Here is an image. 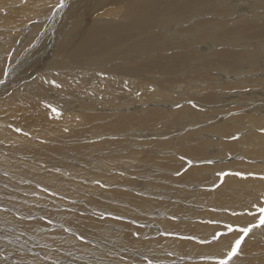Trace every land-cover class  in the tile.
I'll list each match as a JSON object with an SVG mask.
<instances>
[{
    "label": "rangeland",
    "instance_id": "obj_1",
    "mask_svg": "<svg viewBox=\"0 0 264 264\" xmlns=\"http://www.w3.org/2000/svg\"><path fill=\"white\" fill-rule=\"evenodd\" d=\"M38 1L43 2L45 0ZM24 3L25 2H23V0H0V23H6V15L11 17L14 22V26H11L9 30L12 32H7L8 29H4V31V27L0 24V66H4L8 69L9 64L12 63L15 59L19 62L18 65L21 63L18 69V72L21 73L24 62L26 61L28 56L33 53V56L35 55L34 58H37L35 60L38 62V64L35 63V65L31 66L33 68L30 67L28 75H33V78L42 76L44 79H48L49 87L52 88L58 85L59 82L58 78H54L53 76L58 73H63V76H68L70 68L65 64V60L60 61L57 65L54 64L53 66L47 65L46 67H42L45 61H47V59H50V49L52 44L48 39V35L46 36L48 37L47 39H44V37L42 38V35H44L46 31L51 32V29L53 28L55 22L53 19L54 14L52 12H48L45 15L41 16L42 12H47V10H49L50 8L42 9V6L35 1H30L32 5L29 4L30 8H28ZM256 7V4L254 5L252 3L248 5L247 8L237 9L238 12H245L246 17L243 18L241 22L231 26L242 30L244 26L250 24L264 25V9H257ZM190 10L192 12L200 11H193L192 9ZM221 14L224 17L223 25L230 26V23H232V17L225 13ZM107 17H111V19L107 23L102 24L112 25L113 16ZM41 19H45V21H47V24H45L46 22H44L42 26L40 24ZM117 24L120 25L118 27H111V31L107 36H103L100 30V36L98 37V39L101 41V44L94 47L96 50L94 56H99L100 60H94L93 56L90 60L91 63L89 65H107L115 68L118 66H130L135 62H145L155 59L157 60L158 66L154 69H147L138 76H133L128 73H122L114 69L107 70L106 72L110 75L139 79L144 82L150 83L154 87H152L151 90L155 91V95L152 98L156 99L158 103L161 104H171L167 100H182L184 101L183 105H187L189 104L188 101L190 99L196 100H194L192 104L188 105L190 107H180L181 105H178L177 107H171L170 109H176L172 113L165 111L164 109H156L152 105H148L150 102L156 101L152 98H147L143 103H130L131 106H129L123 101L127 94L125 93L123 87L120 84H117L116 93L107 99L113 109L109 110L107 102L106 105L102 106L101 108L93 107L92 109V111L96 112H93V114H95V116L97 117H100V122L104 125V130L99 133L100 137H98V134H93V127L78 121L84 127H87L83 130V134H81V136L79 137L81 138L82 142L81 148L82 150H85L83 151L84 154H78L76 150H70L68 154H64L59 151H55V149L58 148L59 142L65 139V127L69 123H77L76 119H72V115L76 114V111L74 110H78V112L80 113L84 107L80 108L77 104H74V106L66 104L65 102H68L71 99L67 101L62 92L41 90L42 88H44V81H37L33 88L34 92L29 93L31 105L29 104V102H25L34 112L30 116V120L32 121V123L38 120L37 125L36 123L31 124L30 128L32 130L36 129L35 131L41 130V128L45 129L44 133L49 137V144L43 143V139L39 137L40 135L37 131V141L29 140V143L26 146H22L13 150H10V148H6L7 150H9L10 157H8V159L10 158V160L5 164V167L0 166V184H5V186L10 187V192L6 193H9V195L7 196L11 198L14 203L5 204L0 208V211L4 216L12 217L10 221H4L0 218V227L2 226L3 222L5 224L12 222L15 228L20 229L22 226H24L23 223L33 224L31 223L32 221L30 222L31 218H37V215H39V212L44 206H54V208L57 210L62 206H65V211L62 210L60 214L56 210L54 211L52 209H49L50 212L48 213H56L53 214L52 217H50V221L45 220L43 219V217H41V215H44V211H46V209L44 211H41L38 223L33 224L32 227H29L22 233L16 235H7L8 240L13 245H15V248H18V245H22L21 247H24L23 244H28L29 242L36 243L37 247L36 251L34 252L33 250L25 247L26 250L28 249L25 257H28L30 261L33 259L32 261L36 262L40 261L41 258L42 260L49 259L48 261H51L52 263L61 262L63 264H69L70 262V264H87V259H89L91 262L97 264L98 262L99 264H105L106 261L114 259V257L116 259L117 257V261H120H118L119 264H161L163 258L162 256H160L157 248H164L167 253L172 252V256L168 254L167 257H165V259L163 260V263L166 262L167 264H177L176 260L183 259L184 261L178 264H217V261L221 259L228 251L230 244L234 242L232 241L233 237L231 236H235L236 234H238V236L241 235L240 233L235 231L236 227H243L250 223L257 222L259 213L256 211L254 205L257 207H259L260 205L264 206V194H259L258 196L254 197L253 195L256 192L252 194L251 191H249L251 190V188L255 189L256 187H258V180L261 179L260 174H262L263 176H261L264 177V172H261L259 170L254 171V173L251 175L247 173L239 175H244V178L253 177L249 182L252 186H254L255 183L253 181H256V185L254 187H251V185L248 184L249 182L246 183L248 185H245L244 188L233 192L234 198H232V196H228L230 198L229 200L228 198H226V200L220 203L217 202L218 196H216L217 200H213L214 197L212 194V191L215 188L217 189L216 186L218 184H220V186L224 184V180L227 179V176L233 177L235 173H237L235 171H238L235 170V168H229L228 171H224V168L217 170V167L222 165L221 162L231 163L233 161L232 163H237L239 160L235 153H237V155H239L240 157L245 156V154L242 152L243 142L241 139L247 138L251 134V131L254 130L252 128L250 131L249 127L242 128L241 123H237L229 126L230 132L224 138L217 140L220 137L218 132L219 128L217 126L223 125L228 118H230L231 121V116H234L236 114V118H242L243 120H251L252 118L259 119L262 116L264 117V41L263 43L255 42L252 45H244L237 41L222 42L212 39L211 44L218 46L214 47L210 52H200V55H211L216 52L223 51L232 52V48L238 51L241 50V53H244L245 50L249 48V46H254L258 48L257 56L250 63H247L245 61L242 63V68L244 69L242 70V72L238 73L237 71H224L223 68L218 67L217 69L211 70L208 73H206L207 71L205 70L203 72H199L201 76L198 79L187 81L183 79V76L181 74V71L185 69L184 65L194 64L198 61L191 60L190 58H188L184 50H180L178 48L180 44L179 37L181 36V34H176L174 38L167 42V45L164 47L166 49L160 50V48H162V45L157 44V40L160 35L156 32L152 23L148 21L134 20ZM41 27L42 30L39 32ZM80 27L81 26H77L76 29H79ZM177 29L181 30L178 23ZM38 32L40 34H37ZM114 44L118 45L117 52L110 56L105 55L104 51ZM198 46L205 47L206 44L202 42ZM174 47L178 48L177 53L173 55L166 54V51ZM41 55L44 57H42ZM168 62L177 63L175 73H172L164 68V63ZM200 63L206 69L210 67V63L207 59L201 60ZM37 65H39V67H37ZM13 68L17 69L18 67ZM26 68L27 67H24L25 70ZM41 69L43 70L41 71ZM4 74L6 75L5 72ZM5 75L3 77V80H5ZM204 75H208L209 82L214 81V79H233L236 77L243 78L238 81V84H233L231 80H228L227 84L223 86L233 87L232 90L228 89L218 92V87L212 86L215 91H213L210 96H204V94H202L200 97L197 95H192V98H184V95H181V93L187 94L190 90L193 89L194 93H198V90L192 85L205 82V78H203ZM27 78L26 80L24 79L23 82H26ZM176 79H178V81H176ZM73 81V77H70L66 81V87H70ZM131 82L132 80L126 81L127 84ZM250 83L253 84L251 85ZM209 85L205 84V86ZM205 86L203 85V87ZM162 87L170 88L169 94L166 97H163L159 92V89ZM245 88L248 90H246ZM251 90L255 91L254 96H246L244 94V92L250 93ZM89 92V89H81L75 96L72 97L79 98L83 95L88 94ZM106 92L110 94L109 90H107ZM19 97H23V95L19 93ZM208 97L211 99V102L209 103H207ZM197 102H204L203 104L208 105L209 107L207 109L203 108L202 111H200L202 107H198V105L196 104ZM224 103L225 106H227L229 103H234L233 107H235V109L233 107H220V104L224 105ZM120 104L125 107L119 110L118 105ZM15 107L16 101L13 102L6 98L3 108H0V121H2L3 118L12 116ZM253 107H260L261 109ZM138 108L142 109H139V111H137L136 109ZM216 114H218L219 116ZM202 118L203 121L209 123L208 127H204L205 123H202ZM139 119H144L145 122L143 124H138L137 121ZM125 124L128 126L123 129V125ZM35 125L38 127H36ZM22 126L23 124L19 128L18 126H16L8 133L4 132L0 138V147L2 145L6 146V141L9 138L15 136V134L19 133L24 137L33 134L21 133L20 129L24 130ZM214 128H216V131H214ZM261 128V131L264 133V125ZM17 129H19V131H17ZM153 133H156L158 136L154 137ZM202 133H204V135H210V139L214 140V143L207 146L209 147L208 150L200 154L191 153L190 150L186 148L185 143H183L182 140L187 141L188 145L194 146V144L196 145L198 142H200L199 138H197L196 141L194 140V135H199ZM89 137H93V141H89L90 143L98 142L95 151L93 149H89V151L86 149V144H89ZM95 137L98 138L94 139ZM104 141L107 142L105 150L100 151L97 147H99L100 142ZM168 142H170V144ZM149 143L151 145H149ZM224 143L235 144V152L233 154H230V152H228V154L223 156L224 159L213 156L218 152L217 149L220 147V145ZM49 151L54 152L48 154L47 152ZM128 153H135L136 156L130 161L116 160L112 163L107 162L108 160H114L115 158H118L120 156H126ZM138 154L144 155L143 159L137 158ZM220 154H222V151H220ZM69 155L79 156V158H76L75 160L76 165L73 166V170L67 173H65V171H57L53 167L55 163H60L58 164V170L63 169V164L66 163H63V157L68 158ZM234 157H236V160H232V158ZM60 159H62V163L60 162ZM263 159L264 157L254 159L253 162L256 163L254 164V166H256L257 168H261L258 167L257 164L263 163L261 162V160ZM102 163L104 166H101ZM13 166L15 168H13ZM43 168H46L47 172L44 173ZM252 170L255 169L252 168ZM3 171H5V173L11 172L12 174L13 171H15L18 174L10 175L12 179H6L5 177H3ZM101 172L106 173L108 176L119 173L121 178H126H110V180H103L100 179V177L104 176V174ZM220 173H227V175H219ZM68 174H70V181L66 182V180L68 179L65 177V175ZM257 174L258 177H256ZM185 175L186 177H184ZM59 176L60 179L58 182L60 183V186L62 187L63 182L68 185V187H66V190H64L65 195L59 194L56 189H50V187L46 184L43 185L41 183H38L46 181L47 183L55 182ZM199 176L205 179L204 182L206 183L203 186L200 180H198ZM3 178L9 182L4 181ZM15 178L24 180L23 186L28 189L27 192H31L27 195L19 194L18 191L20 187L14 184ZM170 178L173 179V182ZM176 178L178 180H176ZM81 179L82 181L85 180V185L91 187V189L89 190V188L86 189L81 186L76 192V197H74L73 195L69 197V195H67L66 193L69 192L70 194V192L73 190L71 185H76L78 181H81ZM12 180L14 181V183L12 182ZM90 181L93 183V185H95L94 188L90 183H88ZM198 181L199 183H197ZM251 181L253 182V184ZM59 183H57V185H59ZM13 184L16 186H14ZM196 184L200 187L195 189ZM34 186L40 189L37 190L34 188ZM0 190H2L1 186ZM3 190L6 191L7 189L3 187ZM3 190L0 191V199L5 198L6 193H4ZM102 190H107L104 192V197L102 196L103 200L99 201L102 205H96L97 207H94L95 209L82 197H80L84 194L86 197L94 199L96 198L95 192H97L96 196H101L103 193ZM115 191H119L122 193L125 192L124 194L129 197L136 196L137 200L142 201L143 205H134V214H129L126 211L130 210L131 207L123 206L122 201L126 200L122 199L120 196H115L113 194L115 193ZM40 195L42 196V200L37 198V196L39 197ZM247 196L252 197L248 198ZM232 199H236V201L238 202L235 208L232 206ZM53 201L55 202L54 205ZM36 203L39 204L37 205ZM127 203L130 204L129 202ZM189 203H192L193 205L191 204L190 206ZM107 204H109L110 206L115 205L114 210L111 207L108 208ZM35 205L36 207H33ZM19 206L25 207L27 213L21 212V210L18 209ZM197 206L199 207L197 208ZM150 207H152V213L155 211L154 215L152 214L151 216V213H148L149 211H151ZM190 208H192L193 210ZM3 210L9 212L12 211L13 214H6L3 212ZM230 211H233V214H230ZM62 212H68L66 216H71L72 220L85 221V216L91 218L92 220H97L93 223V225L95 226L94 228L98 230L97 233L95 235H90L89 232L85 228H83V232H80L78 230L80 236L83 237V240L82 238H80L81 240L74 239V237L70 236V238H73L74 240H76V242H78L77 240L80 241V244L77 246L62 244L61 246H57V244L55 245V243L46 245L41 241V239L46 236H51L48 234L52 232L48 230L53 231V229H51L52 224L49 225V223L59 222L61 226L63 225V222H61L62 218H64ZM159 212L164 215L159 216ZM234 212L236 213L234 214ZM249 212L254 213V215H249ZM210 213L211 215H208ZM225 213L228 216H226L224 220H221L223 214ZM151 217L154 219V221L150 220ZM235 217L238 218L234 219ZM188 218L190 219L188 220ZM166 219L170 220L171 224H174V226H178V229H167L165 223ZM105 220L110 221L106 222ZM234 220L236 223L234 222ZM68 222L69 220H66L65 223ZM123 223L128 224V226L124 225ZM171 224H169L170 226L168 227H174L171 226ZM65 225L68 228H71L69 225ZM198 225L200 230L198 228ZM229 225H231L233 229L231 234L228 232L227 226ZM179 226H181V228ZM213 226H218L219 229H215ZM148 228H151L150 235H148L147 233ZM160 229H162V231ZM178 230L179 232H177ZM263 230L264 226L255 228L251 233L248 234V236L244 238V242L242 243L241 247L243 251L241 250L239 254L242 257V263L240 262V264H264V240L253 238L260 236L261 233L264 232ZM0 231V233H2L1 228ZM58 231V234H60L61 236H69L70 234L67 231H63L62 227L59 228ZM123 233L124 235L126 234L124 239L121 238ZM156 233H158V235ZM216 233H220V236H225L227 242L221 248V250L217 252H211L207 249V244H202V241H204L203 237H210V239H212L213 235ZM233 233L234 235H232ZM146 235L151 237L148 238L146 237ZM0 236L2 237L3 235L0 234ZM2 238L5 239V236H3ZM147 238L150 240L156 239V242L158 241V243H156L155 246H150L149 243L145 244ZM175 238L182 241L181 244L178 245ZM95 239L99 240L100 242ZM34 240H36L37 242H35ZM116 240L124 242H122L121 245L117 244L116 248V246H114L113 244L114 242H116ZM186 240L190 243L192 242L194 246H189L188 248L184 247L183 242ZM213 241L215 242L217 240ZM21 242L24 243L20 244ZM62 242L66 243L63 238ZM109 243H111V245ZM245 244L248 246H246ZM50 245H54V247L56 246V249L50 247V250ZM1 248L2 247L0 246V249ZM39 249H41L43 252H39ZM52 249L54 253H52ZM144 250H147L145 252L146 258H136L132 255H130L131 257L129 256L131 252H141ZM181 250H185L186 253L184 254L180 252V254L174 255L175 253H177L176 251ZM222 252L225 254H222ZM28 254H31L33 256H29ZM18 255L20 254L14 251L4 254L0 252V262L2 264H28L27 259H23L21 257L17 258ZM43 255L45 258L43 257ZM80 255L81 257H78ZM49 256H51L52 258H49ZM63 258L68 260H64ZM14 259H16L15 262H13ZM75 259H77V261L79 262H77ZM101 259L105 262H102ZM144 260H146V262Z\"/></svg>",
    "mask_w": 264,
    "mask_h": 264
},
{
    "label": "bare ground",
    "instance_id": "obj_2",
    "mask_svg": "<svg viewBox=\"0 0 264 264\" xmlns=\"http://www.w3.org/2000/svg\"><path fill=\"white\" fill-rule=\"evenodd\" d=\"M30 1H35L36 3H39L42 6V9L50 8L49 10H47V12H42L41 16L45 15L48 12H52L54 14L53 19L55 22H54L53 28L51 29V32H48L45 30L46 32L44 33V35H42V38L44 37V39L45 38L47 39L49 37L48 39L52 43L51 49H50V53H51L50 59L49 60L47 59V61H45L44 65L42 67H46L47 65L53 66L54 64L57 65V64H59L60 61L65 60V64L70 67L69 68V75L63 76V73H58V74L54 75L53 77L58 78L59 82H58V85H56L52 88L49 87L48 79H44L42 76H37L36 78H33V75L29 76L28 72L30 71V67L32 65H35V63L38 64V62L35 60L37 58L36 57L34 58L35 55L33 56V53L31 55H29L28 58L26 59V61L24 62L23 66H22V72L21 73L18 72V69L20 67L19 65L21 63L18 65L19 62L15 59L12 63L9 64L8 69L4 66H0V72H1V76H0V80H1V82H0V108H3V105L5 104L6 98L13 101V102L16 101V107L14 108L13 115L8 116L6 118H3L2 121H0V138L4 132L8 133L11 130H13L16 126H18V128H19L22 124H23L22 127L24 130L20 129L21 133H27V134L33 133L31 135H27L26 137H24L22 134H19V133L15 134V136L9 138L6 141V146L2 145L0 147V166L1 167H5V164L7 162H9V160H10V158L8 159V157H10L9 156V150H7L6 148H10V150H13V149L20 148L22 146H26L29 143L28 142L29 140L37 141V137H38L37 131L39 132V135H40L39 137L43 139V143L49 144V142H48L49 137L44 133L45 129H42L40 127L41 130L35 131L36 129L32 130L30 128L31 124L36 123V125H37L38 120L37 121L34 120L36 122L32 123V121L30 120V116L34 112L32 109L29 108L30 106H28L27 103L25 102V101H27L31 105L29 93L34 92L33 88H34V85L36 84L37 81H44V84H43L44 88H42L41 90H44V91H50L51 90V91L62 92L63 96L66 98L67 101L71 99L70 101L65 102L66 104H69L72 106H74V104H77L80 108L84 107L80 113L78 112V110H74V111H76V114L72 115V117H73L72 119H76L77 123L76 124L75 123H69L65 127L66 128L65 129L66 130L65 131V139L63 141H60L58 148L55 149V151H59V152L64 153V154L65 153L68 154V152H70V150H76L78 154H84L83 151H85V150H82V148H81L82 142H81V138H79V137L81 136V134H83V130L87 127H84L79 122H82L84 124H88L91 127H93L92 128L94 130L93 134H98V137H100L99 133H101L104 130V125H103V123L100 122L101 118L97 117V116H95V114H93L94 111H92V109H93V107H100L101 108L102 106H105L106 102H107L109 110H112L113 107L111 106L110 102L107 99L116 93V90H117L116 85L117 84H120L123 87L125 93L127 94V96L125 97V99H123V101H124V103H126L129 106H131L130 103L131 104L132 103L135 104L137 102L143 103L144 100H146L147 98L154 97L155 91L151 90V88L153 86L150 83L144 82V81L139 80V79H131V78L122 77V76L110 75L106 71L114 69V70L122 72V73H128V74L133 75V76H138V75L142 74V72L147 70V69L156 68L158 66V63H157V60H155V59L148 60L145 62H135L134 64H132L130 66H118L115 68H112L111 66H107V65H97V64L89 65L91 63L90 60L92 59V57L96 53V50L94 47L99 46L101 44V41L98 39V37L100 36V30H101V33L103 36H107L109 34V32L111 31V27H118L120 25L117 23L129 22V21H134V20L148 21V22L152 23L156 32L159 33V35H160L158 37V40H157V44L162 45V48H160V50L166 49L164 47L167 45V42L169 40H171L172 38H174L176 34H181V36L179 37L180 44H179L178 48L180 50H184L186 55L188 56V58H190L191 60L198 61L194 64H185L184 65L185 69L181 71V74L183 76V79L187 80V81L188 80L193 81V80L198 79L201 76L199 74V72H203L205 70V71H207L206 73H208L211 70L217 69L218 67L223 68L224 71H237L238 73L242 72V70H244L242 68V63L244 61L247 63H250L257 56L258 48L254 47V46H249V48L247 50H245L244 53H241V50L238 51V50H234L232 48V52L223 51V52H216V53L211 54V55H205V56L200 55L199 54L200 52L201 53L205 52V51L210 52V51H212V49L214 47L218 46V45L211 44L212 39H215L217 41H222V42L223 41H230V42H236L237 41V42H240L244 45H252L255 42L263 43V41H264V25L250 24V25L244 26L242 28V30H239V29L231 26V25H234L236 23L241 22L242 19L246 17L245 12H238L237 9L247 8V6L252 4V3L254 5L256 4L257 9H264V0H201V1H193V0H65V7H63V8H60L58 6L59 0H45L43 2H40L38 0H23V2H25L24 4H26L28 8H30L29 6L32 5L30 3ZM246 4H248V5H246ZM190 9H192L193 11H198V10H200V11L192 12ZM221 13H225V14L230 15L232 17V23H230V26L229 25H227V26L223 25L224 17ZM107 16H113L112 25H103L102 24V23H107L111 19V17H107ZM44 22H46L45 24H47V21H45V19L40 20V24L42 26H43ZM177 23L179 25V28H181V30L177 29ZM1 25L4 27L3 30L8 29L7 32H12L9 30H10L11 26H14V22H13L11 17L6 15V23L1 24ZM77 26H81V27L79 29H76ZM41 30H42V27L39 30V32ZM39 32L37 34H40ZM47 35H48V37H46ZM37 40H38V38H37ZM202 42L206 44L205 47L198 46ZM42 47H43V45H42ZM117 48H118V45L114 44V45L108 47L104 51V53L107 56L113 55L117 52ZM178 48L177 47L171 48L168 51H166V54L173 55V54L178 52ZM42 57H44V56H42ZM93 59L94 60H100V57L94 56ZM203 59H207L209 61L210 67L208 69L203 67L202 64L200 63L201 60H203ZM248 59H250V60H248ZM42 62H44V61H42ZM42 62H40V63H42ZM163 66H164V68H166L168 71H170L172 73L176 72L177 63L168 62V63H164ZM13 67H18V68L16 69ZM24 67H27L26 70L24 69ZM37 67H39V65H37ZM31 68H33V67H31ZM42 70L43 69H41V71ZM4 72L6 73V75L4 74ZM34 74H35V72H34ZM4 75H5V80H3ZM102 75H106V76H102ZM70 77H73L74 81L71 84V86L67 88L66 87V81ZM108 77H109V79H108ZM209 77H210V75H209ZM26 78H27V81L23 82L24 79L26 80ZM203 78H205V82L192 85L194 88H196L198 90V93H194V91H193L194 89H193V90H190L187 94L181 93V95H184V98H188V97L192 98L191 97L192 95H197L200 97L202 94H204V96H210L212 94V92L215 91V89L212 86L218 87V92L228 90V89L232 90L233 87H223V86L225 84H227L228 80H231V82L233 84H238V81L243 77H236L233 79H214V81H210V82H209L208 75H204ZM127 80H132V82L127 84L126 83ZM176 81H178V79H176ZM205 84L206 85L210 84V85L205 86ZM250 84L252 85L253 83H250ZM203 85L205 87H203ZM196 86H198V87H196ZM81 89H89L90 92L86 95L79 97V98H73L72 96H75L79 92V90H81ZM169 89H170L169 87H162L159 89V92L162 94L163 97H166L169 94ZM107 90H109L110 94L108 92H106ZM246 90H248V89H246ZM19 93H21L23 95V97H19ZM244 94L246 96H254L255 91L251 90L250 93L244 92ZM152 99H154V98H152ZM154 100H156V99H154ZM194 100H196V99H190L188 101L189 104H187V105H183L184 101H182V100H171V101L167 100L172 105L168 104V103L161 104V103H158V101L156 100L157 102L156 101L150 102L148 105H152L156 109L161 108V109H164L165 111L172 113L176 109H170L171 107H177L178 105H181L180 107H190L188 105L192 104L194 102ZM209 102H211V99L208 97L207 103H209ZM203 103L204 102H197L196 103L198 105V107H202L200 109V111H202L203 108L207 109L209 107L208 105H205ZM233 104L234 103H229L227 106H225V103H224V105L220 104V107H233ZM156 106H158V107H156ZM124 107L125 106H122L121 104L118 105L119 110L121 108H124ZM233 108L235 109V107H233ZM253 108L261 109L260 107H253ZM139 109H142V108H138L136 110L139 111ZM237 110H238V107H237ZM94 113H96V112H94ZM236 113H238V112H236ZM44 115H45V112H44ZM216 115H218V114H216ZM236 115L231 116L232 117L231 121H230V118H228L227 121L224 122L223 125L217 126L219 128L218 132L220 135V137L217 140L224 138L230 132L229 126L237 124V123H241L242 128L249 127L250 131L252 128L254 130L251 131V134L247 138L241 139L243 142L242 152L245 154V156L240 157L239 155H237V153H235V155L238 157V160H239L237 163H232L233 161L231 162L232 164L227 163V162H221L222 165L218 166L217 170L224 168L225 169L224 171H226V170L228 171L229 168H232V169L235 168V170H238L235 172L241 173V174L247 173L249 175L253 174L254 171H257V170L264 172V159L261 160V162H263V163L257 164L258 167H261V168H257L256 166H254V164H256V163L253 162L254 159L264 157V149H263L264 133L261 131V129H262L261 127L264 125V117L262 116L259 119L252 118L251 120H248V119L243 120L242 118H236ZM49 117H51V116H49ZM201 121L203 124L205 123L204 127L209 126V123H207L206 121H203V118L201 119ZM144 122H145L144 119H139L137 121L138 124H143ZM126 126H128V125H126V124L123 125V129L126 128ZM36 127H38V126H36ZM216 128H214V131H216ZM153 136L155 137L158 135L156 133H153ZM98 137H95L94 139H96ZM197 138L200 139V142H198L196 145L194 144V146L188 145L187 141L182 140L183 143H185L186 148L188 150H190L191 153L200 154V153L208 150L209 147H207V146L212 145L214 143V140L210 139V135H206V134L204 135V133L199 134V135H194L195 141L197 140ZM88 139H90V140H88V142L93 141V137H89ZM97 143L98 142H95V143L89 142V144H86V149L88 151H89V149L90 150L93 149L95 151ZM168 143L170 144V142H168ZM106 144H107L106 141L100 142L99 147H97V148H99L100 151L105 150ZM93 145H94V147H93ZM149 145H151V144L149 143ZM235 147H236V145L233 143H224V144L220 145V147L217 149L218 152L215 153L213 156L219 157L220 159H224L223 156L228 154V152H230V154L231 153L233 154L235 152ZM220 151H222V154H220ZM51 152H54V151H49L47 153L50 154ZM210 153H211V151H210ZM94 154H95V152H94ZM135 156H136L135 153H128L126 156H123V157L120 156L118 158H115L114 160H108L107 162L112 163V162H115L116 160L130 161ZM143 156L144 155H142V154H138L137 158L143 159ZM76 158H79V156L78 155H73V156L69 155L68 158L63 157V163H65V162L66 163L63 164V169H61V170H58V167H59L58 164H60V163H55V165L53 167L57 171H65V173L70 172L73 170V166L76 165V162H75ZM225 160H222V161H225ZM232 160H236V157L232 158ZM60 162L62 163V159H60ZM101 166H104L103 163ZM13 168H15V167L13 166ZM252 168H254L255 170H252ZM239 171H241V172H239ZM43 172L44 173L47 172V169L43 168ZM2 173L4 174L3 177H5L6 179L7 178L12 179V177L10 175H17L18 174L15 171H13V174L11 172L5 173V171H3ZM101 173H103V172H101ZM103 174H104V176L100 177V179H103V180H110V178H117V179H125L126 178V177L121 178L119 173L118 174H112L110 176H108L106 173H103ZM261 175L262 174H260V177L263 176V175L262 176ZM201 176H199L198 180H200V182L203 186L206 182H204L205 179L202 178ZM65 177L68 179V180H66V182L70 181V179H69L70 174L65 175ZM184 177H186V175ZM256 177H258V174ZM252 178H244V175L243 176L234 175L233 177L227 176V179H229V180H227V179L224 180V184L222 186H220V184H218L216 186L217 189L215 188L213 191L211 190L213 197H214L213 200H217L216 196H218L217 202L221 203L224 200H226V198H228V200H229L230 196H232V198H234L233 192H236V191L240 190L241 188H244L245 185L250 184L249 181ZM59 179H60V176L57 178V180L55 182L47 183V181L45 180L46 182H38V183H41L43 185L46 184L50 187V189L51 188L56 189L59 194L65 195L64 190H66V187H68V185L65 182H63L62 187H61L60 183L58 182ZM178 179H179V177H178ZM178 179L176 178V180H178ZM3 180L6 182H9V181L5 180L4 178H3ZM158 180H160V179H158ZM172 180L173 179H171V181ZM12 182L14 183L13 180H12ZM23 182H24V180L15 178L14 184H16L20 187V189L18 191L19 194L27 195L31 191L27 192L28 189L25 186H23ZM174 182H176V181H174ZM181 182H182V180H181ZM183 182H184V180H183ZM253 182L256 185V181H253ZM253 182H252V184H253ZM57 183H59V185H57ZM88 183H90L93 188L95 187V185H93V183L91 181ZM197 183H199V181ZM246 183H248V184H246ZM85 184H86V181L85 180L82 181V179H81V181L80 182L78 181L76 185L72 184L71 187L73 190L70 192V194H69V192H67L66 194L69 195V197L72 195L74 197H76V192L79 190V187H81V186H83V188H86V189L89 188V190H90L91 187L86 186ZM16 185H14V186H16ZM0 186H1L2 190H3V187L5 189H7L6 191L3 190L4 193L10 192V189H9L10 187L5 186V184L4 185L0 184ZM254 186L251 185V187H254ZM257 186L258 187H256L255 189L251 188V190H249V191H251L252 194H254V192H256L253 195L254 197L258 196L259 194L260 195L264 194V179H262V178L259 179ZM198 187H200V186L196 184L195 189ZM218 187H220V188H218ZM34 188L37 190L40 189L36 186H34ZM2 190H0V191H2ZM246 190H247V188H246ZM92 191H93V189H92ZM105 191H107V190H102L103 193L101 196H96L97 192H95L96 198H94V199H91L90 197H86L84 194L81 195L80 197H82L86 202H88V204L93 206V208L94 207L96 208L97 206H100L99 204H101V203L99 201L103 200L102 196L104 197ZM124 193L125 192L122 193L119 191L118 192L115 191V193H113V194L115 196H120L122 199H125L126 201H122L123 206L131 207V209L127 210L126 212L129 214H134V210H133L134 205H141L142 201L137 200L136 196H130L129 197ZM7 195H9V193L5 194V198L0 199V208L2 206H4L5 204L14 203V201L11 200V198H9ZM43 196H44V193H43ZM1 197H3V196H1ZM247 197L251 198L252 196L251 197L247 196ZM37 198L42 200L41 195L39 197L37 196ZM61 198H63V197H61ZM98 199H100V200H98ZM168 200H170V199H168ZM127 202H129L133 207L130 204H128ZM231 202H232V206L234 208L238 204L236 199H232ZM36 204L38 205L39 203H36ZM47 204H48V202H47ZM54 204H55V202L53 203V205ZM191 204L192 203H189L190 206H191ZM40 206H42V205H40ZM49 206L50 205H48L46 207L44 206L41 209V211H44L46 209V211H44L45 213L43 216L40 214L41 213V211H40L39 215H37V218H35V217L31 218L30 222L32 221L31 223H33V224L38 223L40 215H41V217H43V219L50 221L51 220L50 217H52V215L56 214V213H53V214L48 213V212H50L49 209H52L54 211L56 210L59 214L62 210L65 211V209H66V208L64 209L65 206L64 207L62 206L58 210L55 209L54 206H51V207H49ZM186 206H187V204H186ZM30 207H32V206H30ZM33 207H36V205ZM103 207H105V206H103ZM107 207L108 208L111 207L114 210L115 205L110 206L109 204H107ZM198 207L199 206H197V208ZM76 208H75V210H76ZM150 208H151V211H149L148 213H151L150 214V216H151L152 214L154 215L155 211L152 213V211H153L152 207H150ZM197 208H195V209H197ZM18 209H20L21 212L27 213V210L23 206H19ZM69 209H71V208H69ZM89 209H90V207H89ZM190 209H192V208H190ZM210 211H212V210H210ZM233 211H230V214H233ZM3 212L6 214H9V215L13 214L12 211L9 212V211L3 210ZM67 213L68 212L63 213L64 218H62V221H61V222H63L62 226L59 222L49 223V225L52 224L51 229H53V231L47 229L48 231H50L52 233L48 234L51 236H46V237H43L41 239V241L43 243H45L46 245H48L50 243H53V244L55 243V245L57 244V246L58 245L61 246V244L62 245L77 246L80 244L79 243L80 242L79 240H81L80 238H82V240H83V237H81L80 233H79V231L83 232V228H85L89 232L90 235H95L97 233L98 230H96L94 228L95 226L93 225V223L96 222L97 220H92L91 218L86 217V216H85V221H83V220H72L71 216H69V217L66 216ZM156 213H158V212H156ZM235 213L236 212H234V214ZM159 214H160L159 216L164 215V214L162 215L160 212H159ZM208 215H211V213ZM226 216H228L226 213L223 214V217L221 218V220L222 219L224 220V218H226ZM0 218L4 221L5 220L10 221V219L12 217L4 216L2 214V212L0 211ZM237 218L238 217H235L234 219H237ZM56 219H58V218H56ZM189 219L190 218H188V220ZM66 220H69V222L65 223ZM150 220L154 221V219L152 217ZM105 221L109 222L110 220H105ZM155 221H156V219H155ZM165 221L164 222L166 223L167 229L168 228L178 229V226H174V224H171L170 220L166 219ZM24 222H26V221H24ZM101 222H104V221H101ZM234 222H235V220H234ZM64 223L69 225L71 228H68ZM23 224H24V226H22L20 229H17L13 226L12 222H9L8 224H5L3 222L2 226L0 227L2 230V233H0V234L5 236V239L2 238L3 236L2 237L0 236V246L2 247L0 249V252H2L3 254L8 253V252H12V251L19 253L20 255H18L17 258L21 257L23 259H27L28 264H31V263L32 264H63L61 262L60 263H52L51 261H48L49 259H47V258H46L47 260H42L40 258V261H38V262L32 261L33 259L30 261L28 259V257L26 258L25 254L27 253L28 249L33 250V252L36 251L37 244L34 242H29L28 244H23L24 242L23 243L21 242L20 244H23L24 247H21L22 245L21 246L18 245L19 247L15 248V245H13L8 240L7 235H16V234L22 233L24 230H27L29 227L33 226V224H27V223H23ZM169 224H171V226H174V227H168V226H170ZM193 224H195V223H193ZM124 225L128 226V224H126V223ZM192 226H194V225H192ZM61 227H62L63 231H65V232L67 231L68 233H70L69 236H61L60 234H58L59 233L58 229ZM179 227L181 228V226H179ZM151 228L150 229L148 228V231H147L148 235H150V233H151ZM198 228H199V225H198ZM214 228L219 229L218 226H215ZM123 229H124V227H123ZM236 229H237V227H236ZM160 230L162 231V229H160ZM199 230H200V228H199ZM177 232H179V230ZM183 232H185V231H183ZM156 234L158 235V233H156ZM148 235H146V237L150 238L151 236H148ZM232 235H234V233ZM22 236H25V235H22ZM70 236L74 237V239H79V240H77L78 242H76V240H74L73 238H70ZM125 236H126V234L124 235V233H123L121 238L124 239ZM210 236H211V234H210ZM237 236H238V234H236L235 236H231V237H233L232 241H234L237 238ZM62 238L66 243L62 242ZM148 238H147V241H145V244L149 243L150 246H153V245L155 246L156 243H158V241L156 242V239L150 240ZM253 238H257L259 240H264V232H262L260 236L253 237ZM175 239L177 240V238H175ZM84 240H85V238H84ZM95 240H97V239H95ZM178 240L176 241V243L179 245V244H181L182 241L179 240L180 241L179 242ZM203 240L204 241H210V242H202V244H207L208 245L207 249L211 252H217V251L221 250V248L227 242L225 236H220L219 239L215 242L212 239H210V237H208V238L203 237ZM34 241L37 242L36 240H34ZM97 241H99V240H97ZM122 242H124V241H122ZM122 242L116 240V242H114L113 244L117 248V244L121 245ZM229 242H230V240H229ZM41 243H40V246H41ZM111 243H109V244L111 245ZM183 246L188 248L189 246H194V244L192 242L190 243L186 240L183 242ZM246 246H248V245H246ZM25 247H27L28 249L26 250ZM50 247L56 249L55 248L56 246L54 247V245H50L49 248ZM176 247H177V245H176ZM57 248H60V247H57ZM64 249H66V248H64ZM157 249H158L160 256H162L163 260L165 259V257H167L168 254L170 256H172V252L167 253V251H165L164 248H157ZM50 250H51V248H50ZM66 250H68V249H66ZM146 251L147 250L141 251L142 253L140 251L131 252L129 254V256L132 255L133 257L135 256L136 258H146V253H145ZM244 251H246V250H244ZM260 251H262V250H260ZM39 252H43V251L41 249H39ZM176 252L177 253H175L174 255H178V254H180V252L184 253V254L186 253L185 250L176 251ZM52 253H54L53 249H52ZM50 254H51V252H50ZM95 254H96V252H95ZM222 254H225V253L222 252ZM29 256H33V255L30 254ZM43 257H44V255H43ZM50 257L51 256H49V258ZM78 257H81V255ZM63 259L68 260L65 258H63ZM15 260L16 259H14L13 262H15ZM75 260L77 261V259H75ZM163 260L161 261V264H167L166 262L163 263ZM241 260H242L241 255H238L237 257L234 258L233 261L230 262V264H240ZM101 261H102V259H101ZM118 261H117V257H116V259L114 257V259H110L109 261H106V262L102 261V262H105V264L106 263L119 264L120 261L119 262ZM144 261L146 262V260H144ZM183 261H184L183 259L182 260L178 259V260H176V263L177 264L182 263ZM251 261H252V259H251ZM65 262H67V261H65ZM77 262H79V261H77ZM82 262H84V261H82ZM157 262H159V261H157ZM186 263H189V262H186ZM0 264H2V263L0 262ZM13 264H17V263H13ZM69 264H70V262H69ZM87 264H97V263L91 262L89 259H87ZM98 264H99V262H98ZM145 264H147V263H145Z\"/></svg>",
    "mask_w": 264,
    "mask_h": 264
},
{
    "label": "snow or ice",
    "instance_id": "obj_3",
    "mask_svg": "<svg viewBox=\"0 0 264 264\" xmlns=\"http://www.w3.org/2000/svg\"><path fill=\"white\" fill-rule=\"evenodd\" d=\"M58 6L60 8L65 7V0H59ZM17 131H19V129H17ZM219 175H227V173H220ZM235 175L239 176L241 175V173H235ZM261 178L264 179V177ZM254 207L256 208V211L259 213L257 222L250 223L246 226L238 227L237 229H235V231L240 233L241 235H239L238 238H236L234 242L231 243L228 251L221 259L217 261V264H230V262L233 261V259L240 254L241 246L242 243L244 242V238L248 236V234L251 233L255 228H260L264 226V206L257 207L254 205ZM249 215H254V213L249 212ZM227 227H228V232L231 233L233 231L232 227L230 225ZM220 235H221L220 233L214 234L212 240H218ZM202 242H210V241H202Z\"/></svg>",
    "mask_w": 264,
    "mask_h": 264
}]
</instances>
